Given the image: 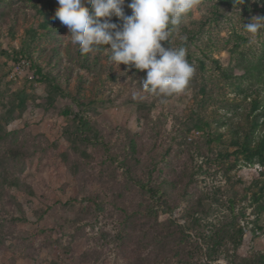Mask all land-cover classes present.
<instances>
[{
	"label": "rangeland",
	"instance_id": "obj_1",
	"mask_svg": "<svg viewBox=\"0 0 264 264\" xmlns=\"http://www.w3.org/2000/svg\"><path fill=\"white\" fill-rule=\"evenodd\" d=\"M57 7L0 0V264H264V0H199L168 97L81 54Z\"/></svg>",
	"mask_w": 264,
	"mask_h": 264
},
{
	"label": "clouds",
	"instance_id": "obj_2",
	"mask_svg": "<svg viewBox=\"0 0 264 264\" xmlns=\"http://www.w3.org/2000/svg\"><path fill=\"white\" fill-rule=\"evenodd\" d=\"M240 4L243 0H239ZM199 0H57L53 19L67 27L81 54L105 52L119 66L146 70L139 82L145 90L168 97L182 93L194 75L185 47H171L170 37ZM115 16L119 23L111 18ZM243 29L257 34L264 29V17H253ZM183 42L185 36H180ZM167 41L165 47L162 42ZM223 264V262H221Z\"/></svg>",
	"mask_w": 264,
	"mask_h": 264
},
{
	"label": "trees",
	"instance_id": "obj_3",
	"mask_svg": "<svg viewBox=\"0 0 264 264\" xmlns=\"http://www.w3.org/2000/svg\"><path fill=\"white\" fill-rule=\"evenodd\" d=\"M241 38V37H240ZM162 44L165 46V47H168L169 46V44H168V42L167 41H165V42H162ZM254 63H258L257 61H255ZM253 65H255V64H252L251 62H248V64H247V68H246V71L247 72H249V69H250V66H253ZM252 69H254V70H257V68H252ZM250 74V73H249ZM228 76V75H227ZM263 104L264 103H262V105H261V107L263 106ZM257 109V107H253V110H256ZM263 149H261V150H257L256 152H257V155L255 154L254 155V153L252 154L251 153V155L250 156H257V162H258V164H261V165H264V151H262ZM248 150H247V148H244L243 149V152H247ZM251 172H253V173H255L256 175H257V177L258 176H262L263 174H264V172H259V171H257V170H255V169H251ZM260 182V181H259ZM262 184H263V182H262ZM151 192H152V194H156L157 193V191H155V189H149Z\"/></svg>",
	"mask_w": 264,
	"mask_h": 264
},
{
	"label": "built area",
	"instance_id": "obj_4",
	"mask_svg": "<svg viewBox=\"0 0 264 264\" xmlns=\"http://www.w3.org/2000/svg\"><path fill=\"white\" fill-rule=\"evenodd\" d=\"M255 168H256L258 171H264V165L256 164V165H255Z\"/></svg>",
	"mask_w": 264,
	"mask_h": 264
}]
</instances>
